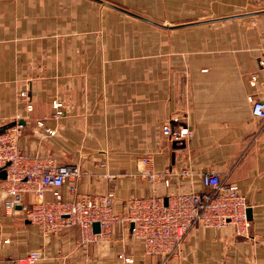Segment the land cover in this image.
Instances as JSON below:
<instances>
[{
  "label": "crops",
  "instance_id": "1",
  "mask_svg": "<svg viewBox=\"0 0 264 264\" xmlns=\"http://www.w3.org/2000/svg\"><path fill=\"white\" fill-rule=\"evenodd\" d=\"M263 30L264 0H0V129L22 125L28 157L79 164V192L113 190L121 214L152 193L148 167L172 173L163 193L202 190V174L218 172L246 197L249 237L196 226L166 264H264V119L249 99ZM168 122L192 134L174 141ZM12 199L0 178V264H29L37 249L34 264H159L125 223L90 243L76 227L45 237L23 209L38 195Z\"/></svg>",
  "mask_w": 264,
  "mask_h": 264
},
{
  "label": "built area",
  "instance_id": "2",
  "mask_svg": "<svg viewBox=\"0 0 264 264\" xmlns=\"http://www.w3.org/2000/svg\"><path fill=\"white\" fill-rule=\"evenodd\" d=\"M261 36L258 70L251 75V84L259 88L260 95H250L249 99L253 114L264 119V87L259 83V73L264 72V30ZM21 95L26 99L28 91L24 90ZM53 105L56 115H61L62 103L56 100ZM27 108L32 109V104L28 103ZM21 128L22 125L16 124L0 131V169L7 170L9 191L13 196L11 207L21 204L23 192H34L41 198L23 209L26 217L39 225L43 236L78 226L83 241L88 243L94 242L97 236L108 237L114 224L128 223L132 237L142 243L145 253L159 257V264H166L180 253L184 237L196 226L223 228L231 225L237 235H250L251 221L245 195L235 181L221 177L218 172L202 174V190L172 188L163 193L159 185L170 188L172 173L168 169L148 167L143 173L152 185V193L130 198L125 214L121 215L116 210L113 190L96 195L79 192L78 184L85 173L79 164H58L41 155L26 156L18 145ZM162 130L166 136L180 142L192 134L187 125L175 132L169 122ZM150 160V156H144V161ZM189 173L184 169L177 175ZM63 186L68 188L67 196L61 191ZM46 192L52 194V199L44 198ZM95 222H99L100 232L94 231ZM43 257L42 250H35L29 252L26 259L32 264ZM125 260L134 262L132 257H125Z\"/></svg>",
  "mask_w": 264,
  "mask_h": 264
},
{
  "label": "rangeland",
  "instance_id": "3",
  "mask_svg": "<svg viewBox=\"0 0 264 264\" xmlns=\"http://www.w3.org/2000/svg\"><path fill=\"white\" fill-rule=\"evenodd\" d=\"M24 91V90H23ZM22 91V92H23ZM28 97V96H27ZM3 169V168H2ZM7 171V170H6ZM142 174L145 176V174L142 172ZM146 177V176H145ZM147 178V177H146ZM5 179H7V177L5 178ZM148 179V178H147ZM68 195V194H67ZM67 195H65V196H67ZM39 197V196H38ZM130 198H132V196L130 197ZM130 198H128V200L127 201H129V199ZM41 198L39 197V200H40ZM38 201V200H37ZM16 205H19V204H16ZM126 209H127V204H126ZM125 209V210H126ZM121 214V213H120ZM125 214V212L123 213V215ZM122 215V214H121ZM28 219V218H27ZM29 220V219H28ZM30 221V220H29ZM31 222V221H30ZM117 224V223H116ZM116 224H114V226L116 225ZM125 225H127L128 226V223H125ZM39 226V225H38ZM114 226L112 227V230H113V228H114ZM76 228H78L79 229V232H80V238H81V241H82V243H87V242H84L83 241V237H82V232H81V230H80V228L78 227V226H75ZM129 227V226H128ZM40 228V227H39ZM131 227H129V229H130ZM112 230H111V232H112ZM193 229H191L187 234H186V236L184 237V241L186 240V238L189 236V233L192 231ZM130 231H131V229H130ZM42 233V232H41ZM60 233V232H59ZM56 234H58V233H56ZM43 235V234H42ZM110 235H111V233H110ZM51 236V235H50ZM132 236V235H131ZM45 237H47V236H45ZM133 238V237H132ZM134 239V238H133ZM135 240V239H134ZM137 241V240H136ZM184 241H183V243H184ZM88 243H90V242H88ZM183 243H182V245H181V248H182V246H183ZM37 250H41V249H37ZM32 251H35V250H32ZM31 252V251H30ZM146 254V253H145ZM147 255V254H146ZM179 255V254H178ZM177 255V256H178ZM177 256H175V257H177ZM26 257L27 256H25L24 258H22V259H24V260H26L29 264H31L27 259H26ZM174 258V257H173ZM126 261V260H125ZM128 264H131V263H129V262H127ZM32 264H34V263H32Z\"/></svg>",
  "mask_w": 264,
  "mask_h": 264
},
{
  "label": "water",
  "instance_id": "4",
  "mask_svg": "<svg viewBox=\"0 0 264 264\" xmlns=\"http://www.w3.org/2000/svg\"><path fill=\"white\" fill-rule=\"evenodd\" d=\"M20 123H21V124H24V121H20ZM14 124H15V123H11V124L6 125V126H4L2 129H0V131H3V130L6 129L7 127L13 126ZM6 177H7V171H6V169H5V168L0 169V178H1V179H5ZM248 215H249V218L252 217V210H251L250 207L248 208ZM132 225H133V224H131V226H132ZM93 226H94V231H95V232H100V224H99V222H95Z\"/></svg>",
  "mask_w": 264,
  "mask_h": 264
}]
</instances>
